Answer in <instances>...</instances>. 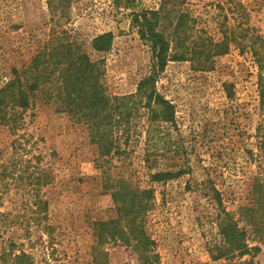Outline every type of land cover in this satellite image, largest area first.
<instances>
[{
	"label": "rangeland",
	"instance_id": "rangeland-1",
	"mask_svg": "<svg viewBox=\"0 0 264 264\" xmlns=\"http://www.w3.org/2000/svg\"><path fill=\"white\" fill-rule=\"evenodd\" d=\"M144 10L160 11L152 21L171 42L183 17V49L197 53L157 67L152 40L136 20ZM104 33L112 43L98 50L94 39ZM225 36L224 51L198 49L201 39ZM263 40L264 0H0V84L39 53L73 44L99 63L110 95L134 94L154 74L157 91L175 106L174 121L166 122L149 120L148 107L138 104L129 131L118 132L122 157L101 154L87 124L39 96L17 109L14 129L0 123V264H13L22 250L29 264H264V192H257L264 187V67L256 57L264 56ZM170 48L172 56L174 42ZM179 170L168 180L151 177ZM41 173L49 183H37ZM109 176L153 189L142 221L155 259L144 263L115 240L94 247V222L119 217ZM39 198L48 202L53 243L37 224ZM226 212L251 254L213 257L224 245Z\"/></svg>",
	"mask_w": 264,
	"mask_h": 264
},
{
	"label": "trees",
	"instance_id": "trees-1",
	"mask_svg": "<svg viewBox=\"0 0 264 264\" xmlns=\"http://www.w3.org/2000/svg\"><path fill=\"white\" fill-rule=\"evenodd\" d=\"M159 12V10H144L141 14L136 15V20L140 21V35L152 40L151 46L156 55L157 67L162 69L169 59H188L186 53L190 51L192 54L197 53V48L186 46L184 47L186 49H183L184 43L180 36V30L187 22L183 20V17H180L172 32L174 35L172 42H174L176 52L171 56L169 54L171 40L162 31H159L156 28V22L152 21V18L159 17ZM224 31L226 35L230 34L228 28ZM243 31L244 34H248L247 28ZM232 39L239 41L235 36ZM228 41L230 42L228 36L217 41L201 39L198 43V49L202 53L207 49L210 51L208 54L218 53L226 49ZM94 42L98 50H106L112 43V34H101L94 39ZM205 48L207 49L205 50ZM53 50L49 54L39 53L21 68H13V75L10 80L0 84V123L10 124L14 129L13 124L21 115L17 109H28L34 103V99L39 96L45 102H54L57 111L66 112L76 117L78 121L87 124L91 131V142L98 145L101 154L122 157L126 150L121 148V136L118 132L121 129L123 132L129 131V118L135 114L134 111L137 110L138 104L145 103V106L148 107V118L151 121H174L175 106L157 91L154 74L142 79L137 92L134 94L110 95L102 80L104 72L97 61L86 53H80L73 44H61ZM257 53L255 49L254 54L257 55ZM256 57L262 63L263 68L264 56ZM157 67L156 69H158ZM260 85L262 87L261 96L263 97V76ZM136 96L140 98L139 101H137ZM123 120L126 122L125 128H122ZM181 173H183L181 170L159 171L151 174V177L153 180L163 181ZM112 177H108L106 187L111 189L112 198L118 206L119 217L94 222V235L97 238L94 247L100 248L99 245L108 239L115 240L132 246L139 253L144 263L152 260L153 257L155 259L157 254H152L154 240L147 234L142 221V214L153 198V189L134 187L131 181L122 177ZM109 180L111 181L110 184ZM36 181L40 183L39 185H44L49 183L50 179L45 180V174L41 173ZM257 192H264V187L260 185ZM258 201L264 204L262 194L258 196ZM35 203L39 212L37 224L39 228L50 234L49 242L53 243L55 240L52 235L53 227L48 222H44L48 219L46 216L48 202L39 198ZM251 210L255 211L254 208ZM219 228L224 237V245L222 249L219 248L216 254H212L215 259L221 257L232 259L235 253L244 256L253 252L254 248L244 239L246 233L239 229L229 212H226V217L220 221ZM41 241L44 242V239L41 238ZM255 249L259 250V247ZM12 252L13 248L10 249L9 254ZM13 257V261H15L13 264H29L31 258L24 250L20 254H14ZM229 264H245V262Z\"/></svg>",
	"mask_w": 264,
	"mask_h": 264
}]
</instances>
